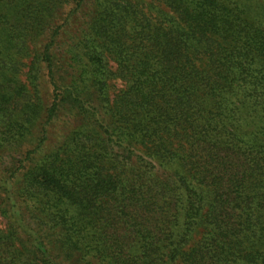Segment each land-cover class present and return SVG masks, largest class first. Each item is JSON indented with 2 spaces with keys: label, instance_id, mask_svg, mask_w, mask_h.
<instances>
[{
  "label": "trees",
  "instance_id": "obj_1",
  "mask_svg": "<svg viewBox=\"0 0 264 264\" xmlns=\"http://www.w3.org/2000/svg\"><path fill=\"white\" fill-rule=\"evenodd\" d=\"M0 264H264V0H0Z\"/></svg>",
  "mask_w": 264,
  "mask_h": 264
}]
</instances>
